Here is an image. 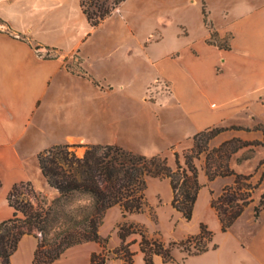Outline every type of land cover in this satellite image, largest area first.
Returning <instances> with one entry per match:
<instances>
[{
	"label": "crops",
	"instance_id": "obj_1",
	"mask_svg": "<svg viewBox=\"0 0 264 264\" xmlns=\"http://www.w3.org/2000/svg\"><path fill=\"white\" fill-rule=\"evenodd\" d=\"M81 3L82 0H0V223L14 217L15 209L8 200L13 187L34 182L33 170L43 177L37 160L41 151L54 145L80 142L118 144L91 142L92 125L97 121L104 130L108 117L121 123L122 95L129 93L134 85L118 86L91 74L89 64L94 52L101 54L102 62L118 72L137 69L142 64L172 85L171 100L181 113L180 132L170 134L168 146L193 139L214 127L232 132L221 144L233 138L248 142L264 140V3L228 5L220 24L212 19L221 37L232 34L229 49L207 43L211 34L202 27L201 5L183 8H200L198 31L176 15L158 17L157 26L166 23L163 29H170L175 25L179 38L174 49L158 53L147 51L148 46L144 45L154 36L153 32L141 41L142 53L107 50L105 39L96 38L105 25L114 26L116 15H120L119 24L124 26L125 35L137 36L123 15L126 3L98 27L91 26ZM208 7L212 18V7ZM179 25L188 28L189 34L181 35ZM108 35L111 39L112 33ZM73 64L90 74L99 86L71 69ZM103 82L108 84L110 92ZM126 96L133 100V94ZM162 126L161 120L156 129L159 136ZM263 160L259 158L254 172L248 174L253 175L254 184L262 177L263 172L257 181L253 180ZM109 212L116 215L115 223L122 216L119 207ZM134 218L140 221L138 216ZM137 238L130 237L137 240L134 246H139ZM37 247L38 239L25 235L11 263L34 264ZM100 251V245L95 242L76 245L53 264H90L92 254ZM155 264H164L162 258L155 257Z\"/></svg>",
	"mask_w": 264,
	"mask_h": 264
},
{
	"label": "trees",
	"instance_id": "obj_2",
	"mask_svg": "<svg viewBox=\"0 0 264 264\" xmlns=\"http://www.w3.org/2000/svg\"><path fill=\"white\" fill-rule=\"evenodd\" d=\"M125 1L82 0L81 6L91 26L98 27ZM203 14L207 23L205 10ZM217 36L216 32L211 31L210 40ZM218 46L229 49V46ZM76 72L99 86V82L83 69L79 68ZM231 129L244 130L242 127ZM226 130L228 129L214 127L196 134L193 137V147L183 154L184 161L178 152L174 153V165L163 154L149 157L118 144H59L41 151L37 155L41 174L49 187L59 195L54 203L68 201L77 196L88 198L91 202L88 205H79L73 210L61 209L60 215L55 212L58 216L55 220L61 219L63 222L61 221L53 237H50L53 205L46 207L38 202L35 206L22 191L30 183L16 184L8 196L10 205L15 209L14 217L0 223V264H12L11 258L25 235H33L38 239L34 264H53L69 248L89 242L98 243L101 247L100 252L92 254L90 264H107L112 259L111 255L120 259L122 264H134L135 253L131 246L137 240L128 242L134 235L140 237L139 247L145 264H155L157 256L164 263L175 262L172 251L176 246L184 247L188 257L210 251L214 234L205 224L201 225L199 234L189 236L179 244H168L159 236H151L144 225L131 222L128 217L144 213L148 209V179L158 178L169 180L173 191V207L187 221H191L202 188L195 160L207 153L208 143ZM252 146L264 147V140L248 142L233 138L207 154L205 170L209 181L234 178L233 183L225 186L219 196L211 192V207L218 216L222 232L225 233L254 202L253 195L264 180V172L260 181L254 184L253 175L240 174L231 167L233 155ZM78 147L85 148L82 156L77 154ZM263 164L264 160L260 166ZM1 185L0 180V188ZM114 207L121 209L124 220L118 225L121 245L111 251L108 249L109 240L102 237L100 229L106 213ZM263 210L264 194L254 208L256 219ZM217 248V245L212 247L213 250Z\"/></svg>",
	"mask_w": 264,
	"mask_h": 264
},
{
	"label": "rangeland",
	"instance_id": "obj_3",
	"mask_svg": "<svg viewBox=\"0 0 264 264\" xmlns=\"http://www.w3.org/2000/svg\"><path fill=\"white\" fill-rule=\"evenodd\" d=\"M190 1L126 0L123 15L126 16L127 22L134 27L137 36H126L124 26L119 24L120 15H116L113 20L114 26L105 25L96 39H105L107 50L125 51L129 49L134 53H142L143 45L141 41L153 32L154 36L144 43L145 46H148L146 50H151L154 53L168 52L179 45V38L175 32L176 26L173 25L170 29H163L167 26L164 23L158 27V17L169 14L176 15L198 31L200 30L201 19L200 8L195 6H188L186 10L183 8L186 5H201V9L205 10L207 14V23L203 18L204 16L202 17L204 20L202 27L206 28L210 34L211 31L218 34L213 40H210L209 37L207 43L214 46H230L232 34H227L224 38L221 37L217 27L212 23V19L215 23L220 24L228 5H261L264 3V0H194V3ZM123 3L113 11L112 16L119 11ZM208 5L213 10L212 18L210 17ZM177 27L180 28L181 35L189 34V29L185 26L179 25ZM108 28L111 31H108ZM111 33L112 38L110 39L108 34ZM91 56L89 71L95 77L98 79L106 78L107 81L118 86L121 83H128L133 84L134 87L129 93L122 95L124 103L121 123L108 117L106 127L103 130L99 128L97 121L94 122L89 140L95 143H118L120 146L149 157L163 154L169 157L170 163L173 165L175 162L174 153L178 152L182 161H184L183 154L193 147V139H183L168 146V142L171 140L170 134L174 135L180 132L179 117L181 113L171 100L172 85L159 74L157 75L156 72H152L151 68L143 67L142 64L137 69L133 68L121 73L105 65L102 62L101 54L94 52ZM137 60L141 61V58ZM71 66L74 71H78L74 64ZM103 85L110 92L108 84L103 82ZM130 93L133 94V100L126 98V95ZM161 120L163 126L160 131L161 136H159L156 129H158ZM262 130L264 131V129ZM231 133L228 131L223 132V134L221 133V135L211 140L207 145L208 152L219 147L221 142L228 138ZM163 136L164 139H162ZM76 144L84 145L86 143ZM76 150L79 156H82L85 152L84 147H78ZM208 152L195 160L202 188L191 221H187L173 207V191L169 180L158 178L148 179L146 189L148 209L144 213L130 215L128 220L144 225L151 236H159L168 244H179L187 237L199 234L202 224L207 225L208 229L213 232L214 238L210 244V251L199 256L188 257L184 247L176 246L172 251L175 262H163L164 264H264V210L258 219H256L254 212V208L260 203L261 196L264 194V180L253 195L254 202L228 232H222L218 216L211 207V192L213 191L215 196H219L225 186L233 183L234 178H217L214 181H209L205 170ZM261 157L264 158V147H247L233 155L230 164L236 172L239 171L248 175L254 172L255 162ZM256 172L258 173L255 174L254 181H257L261 173L264 172V164ZM31 174L35 181L30 182V186H25L22 191L24 196L32 201L35 206L38 202L46 207L53 205L54 211L51 214V231L49 233L50 237H53L58 227H60L61 221L63 222L61 219L59 221L55 220L57 216L55 212H59L60 215L61 209L65 211L73 210L79 205H88L91 201L88 198L77 196L68 201L54 203L59 197L58 193L49 188L46 180L40 174H36V171H31ZM228 178L229 181L225 180ZM109 211L105 215L101 235L108 238V249L113 251L121 245L118 225L124 219L123 216H120L119 221L115 223L116 215L114 212ZM149 215H151V218H149ZM134 216H138L140 221L135 219ZM137 237V239H140L139 236ZM131 241L133 240L129 238L128 242ZM252 244L255 247L249 248ZM214 245L218 246L216 250L212 249ZM131 250L135 253L134 264H145L144 255H142L139 246L133 244ZM111 257L112 259L107 264L121 261L113 258V255Z\"/></svg>",
	"mask_w": 264,
	"mask_h": 264
}]
</instances>
